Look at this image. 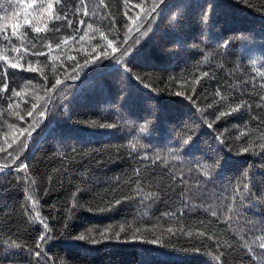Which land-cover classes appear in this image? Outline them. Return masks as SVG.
I'll use <instances>...</instances> for the list:
<instances>
[{
	"label": "trees",
	"instance_id": "16d2710c",
	"mask_svg": "<svg viewBox=\"0 0 264 264\" xmlns=\"http://www.w3.org/2000/svg\"><path fill=\"white\" fill-rule=\"evenodd\" d=\"M47 2L0 0V264H264V0Z\"/></svg>",
	"mask_w": 264,
	"mask_h": 264
},
{
	"label": "snow or ice",
	"instance_id": "6c2138e0",
	"mask_svg": "<svg viewBox=\"0 0 264 264\" xmlns=\"http://www.w3.org/2000/svg\"><path fill=\"white\" fill-rule=\"evenodd\" d=\"M54 2L57 5L61 4V0H54ZM99 2H100V4H104V0H99ZM123 2L126 5L128 3V0H123ZM158 2H163V0H153L152 7L150 9H148V11L149 12H155ZM33 3H35V0H33ZM80 3H81V5H82V7L84 9L83 15H85V16L89 15V13L87 11L86 0H80ZM0 7H2V5H0ZM52 9H53V3L51 2V0H49V2H47L46 4H44L43 10L46 11V12H49V14L52 15V12L50 11ZM125 15H127V13H125ZM54 18L57 21L62 20V19L63 20H67L68 27H71L72 21L71 20H68V14L66 12H63L61 14H56L54 16ZM205 19H207V17H205ZM24 23L25 24H28L29 23V16L28 15L25 16ZM78 23H79V25H84L85 21L84 20H80ZM112 23L114 24V21ZM133 24H135V21H133ZM140 26H142V25H140ZM140 26H137V28H136L137 31H139V27ZM14 27H15V25H14ZM92 27H93L92 24H90V23L87 24V28L88 29H91ZM124 27L127 28L129 32L132 31V29L129 27L128 24H125ZM32 30L34 32H40L41 31V28L35 27ZM44 30L45 31L48 30V25L47 24L44 25ZM54 31H59V29L56 28V29H54ZM112 31L115 32L116 29L113 27L112 28ZM12 35H16V32L13 31ZM85 35H87V32H85L83 35H81L79 37V39L80 40H83ZM100 35H101V37L103 39L107 40L106 47L112 48L113 51H116V48L113 47V40H108L107 37L104 36V33L103 32H101ZM5 39H7V37H5ZM68 39H69L68 36H64L62 38V42H65L66 43L68 41ZM71 39H77V36H76L75 31L72 33ZM60 43L61 42H57L56 47H60ZM121 43H126V40L121 41ZM98 46H102V45H98ZM48 47L51 48L52 45L49 44ZM14 51L19 52L20 51L19 47H15L14 48ZM44 54L45 53L42 52V51L41 52H38V53H35V55H44ZM124 54H127V49H125V53ZM0 60H7V57H5L3 55H0ZM8 63L10 64V66L12 68H17V67L20 66L18 63H13L12 61H8ZM37 63H38V61H37ZM27 70L28 71H35L36 69L32 68L31 67V63H29ZM203 75L206 76L207 73L205 72ZM261 75L264 76V73H262ZM196 83H199V80H197ZM60 84H62V81L57 77L55 79V81H54V84L52 85V88L51 89H48V91L49 92L54 91L56 89V86L57 85H60ZM145 86L147 87V85H145ZM7 89H8V84L6 82H4L2 80V78H0V91H7ZM193 91H194V89H193ZM11 95L12 96H20V92L19 91H13L11 93ZM177 95H179V93H177ZM216 95L217 96H220L221 100H224V101L227 100V97L221 95V93L219 91H217ZM36 107H37V104H33L32 105V108L33 109L36 108ZM210 107H211V105H210ZM240 107H242V105H236V106L227 105V107H225L224 110L218 112V115L216 116V119L218 120L221 117H225V116L229 115L232 112H236V111L239 110ZM44 113H45V110L44 109H41L39 115L43 116ZM27 114L29 116H31L32 115V110L29 109L28 112H27ZM91 126H93V127H97L98 126L100 128H105V129H111V128L115 127V125L110 124V123L109 124H99V125H97L96 122H93ZM10 127H12V126H10ZM209 127H212V124H209ZM141 131H143V129H141ZM241 135L243 136L244 133H241ZM28 136L29 137L31 136V131L28 132ZM261 139H264V136H262ZM188 143H189V140H184V144H188ZM221 143H223V140H221ZM24 146L25 145H21V148H23ZM9 147H11V145H9ZM129 147H131V148L134 149L135 148V145H129ZM260 147L262 149H264V144H261ZM0 150H2V149H0ZM245 151H247V149H245ZM9 155L11 156L12 154L9 153ZM18 157H19V153H17L15 156H13L12 163H14L15 160L18 159ZM176 158H178V157H176ZM28 167L29 166H28L27 163L21 162V164L16 165L15 171H17V172L23 171L25 173V175H24V177L22 179H25V180H29L30 181V176H29V174L27 172ZM203 167L205 169H207L209 166L208 165H204ZM6 168H7V165H0V173L5 172V169ZM204 174L207 175L208 172L205 171ZM244 187L247 188L248 187L247 184H245ZM26 192H27L26 199L31 202L32 211L34 212V216H32V219H33V221H38L39 224L42 226V228L44 230L43 233L41 235H39L38 242L35 245V249H37V250L33 252V254L37 258H40L41 256L44 255V245L47 244V242L49 240H52L53 239V237L51 235L52 229L49 226V224L46 222V218L41 216L40 211L36 207V198H35L34 192L29 191L27 189H26ZM117 203H119V201H117ZM72 207L73 208L76 207L75 197H73ZM212 215L215 216L216 215V212H213ZM125 231H126L125 227L124 226H121L119 228V231L118 232L109 235V229H104V230H102V231L99 232L98 237H97V235L95 234V232H94L93 229H88L87 232H82L80 234H77L73 238L75 240H77V241H84V242H87V243L96 244V243L101 242V240H104V239H112L113 236L117 240H119L120 239L119 233L125 232ZM168 231L171 232L172 230L171 229H168ZM225 246L226 247H230V245H228L227 243L225 244ZM260 247L262 249H264V242H261ZM47 259L49 261H51V257H48ZM214 259H216L217 261H219L220 260V255H217L216 257H214ZM53 264H54V262H53Z\"/></svg>",
	"mask_w": 264,
	"mask_h": 264
}]
</instances>
